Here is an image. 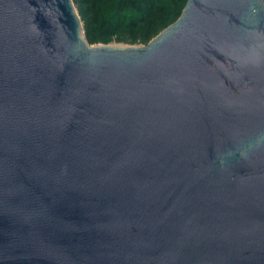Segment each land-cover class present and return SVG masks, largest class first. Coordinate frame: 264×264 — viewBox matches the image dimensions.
Masks as SVG:
<instances>
[{
  "label": "water",
  "instance_id": "water-1",
  "mask_svg": "<svg viewBox=\"0 0 264 264\" xmlns=\"http://www.w3.org/2000/svg\"><path fill=\"white\" fill-rule=\"evenodd\" d=\"M0 264H264V0L145 46L0 0Z\"/></svg>",
  "mask_w": 264,
  "mask_h": 264
},
{
  "label": "trees",
  "instance_id": "trees-1",
  "mask_svg": "<svg viewBox=\"0 0 264 264\" xmlns=\"http://www.w3.org/2000/svg\"><path fill=\"white\" fill-rule=\"evenodd\" d=\"M89 44L111 38L147 45L180 16L187 0H72Z\"/></svg>",
  "mask_w": 264,
  "mask_h": 264
},
{
  "label": "rangeland",
  "instance_id": "rangeland-1",
  "mask_svg": "<svg viewBox=\"0 0 264 264\" xmlns=\"http://www.w3.org/2000/svg\"><path fill=\"white\" fill-rule=\"evenodd\" d=\"M73 2V1H72ZM73 5H74V8H75V11L80 19V22H81V25H82V28H83V32L85 33L84 31V27H83V22L80 18V15H79V12H78V5L76 3L73 2ZM85 35V34H84ZM102 44V43H100ZM106 44H118V45H130V46H145V44L141 43V42H132L130 39H120V38H116V37H113L110 39V41ZM90 45H97V44H90Z\"/></svg>",
  "mask_w": 264,
  "mask_h": 264
}]
</instances>
